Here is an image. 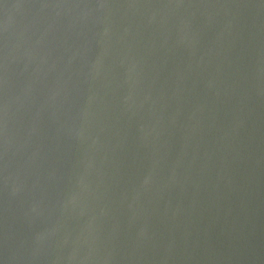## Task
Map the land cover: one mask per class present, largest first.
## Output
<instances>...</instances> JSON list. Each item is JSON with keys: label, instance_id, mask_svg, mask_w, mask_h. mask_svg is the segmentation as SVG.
Returning <instances> with one entry per match:
<instances>
[{"label": "water", "instance_id": "water-1", "mask_svg": "<svg viewBox=\"0 0 264 264\" xmlns=\"http://www.w3.org/2000/svg\"><path fill=\"white\" fill-rule=\"evenodd\" d=\"M0 264H264V0H0Z\"/></svg>", "mask_w": 264, "mask_h": 264}]
</instances>
